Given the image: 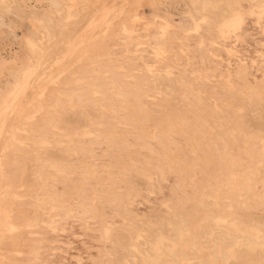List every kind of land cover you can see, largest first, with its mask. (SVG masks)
<instances>
[{"label":"rangeland","instance_id":"374dc122","mask_svg":"<svg viewBox=\"0 0 264 264\" xmlns=\"http://www.w3.org/2000/svg\"><path fill=\"white\" fill-rule=\"evenodd\" d=\"M36 3L0 0V264H264V0Z\"/></svg>","mask_w":264,"mask_h":264},{"label":"bare ground","instance_id":"6f19581e","mask_svg":"<svg viewBox=\"0 0 264 264\" xmlns=\"http://www.w3.org/2000/svg\"><path fill=\"white\" fill-rule=\"evenodd\" d=\"M20 1H21V0H20ZM34 1H35V0H34ZM38 2H39V0H37V3H38ZM37 3H36V4H37ZM262 4H263V3H262ZM263 5H264V4H263ZM263 5H262V6H263ZM259 8H260V6H259ZM261 8H263V7H261ZM257 9H258V7H257ZM262 12H263V11H262ZM263 13H264V12H263ZM263 13H262V14H263ZM104 25H105V24H104ZM105 26H107V25H105ZM105 26H104V27H105ZM123 31H124V30H123ZM80 52H81V51H80ZM84 52H85V51H84ZM82 53H83V52H82ZM113 73H114V72H113ZM263 77H264V76H263ZM115 79H116V78H115ZM155 80H156V79H155ZM51 84H52V83H51ZM53 84H54V83H53ZM21 86H22V85H21ZM239 87H240V86H239ZM17 90H19V89H17ZM235 90H236V88H235ZM15 91H16V90H15ZM25 91H26V90H25ZM42 91H43V88H42ZM160 91H161V90H160ZM21 92H23V91H21ZM93 93H95L94 90H93ZM197 93H198V92H197ZM26 94H27V93H26ZM38 94H39V93H38ZM41 95H42V92H41ZM92 95H93V94H92ZM179 95H180V94H179ZM36 96H37V95H36ZM39 96H40V95H39ZM39 96H38V97H39ZM20 98H21V97H20ZM213 102H214V101H213ZM213 104H214V103H213ZM244 104H245V103H244ZM11 105H12V104H11ZM21 105H22V104H21ZM26 105H27V104H26ZM56 106H57V105H56ZM58 106H59V105H58ZM6 108H7V107H6ZM217 108H218V107H217ZM254 108H256V106H255ZM250 109H251V108H250ZM9 110H10V109H9ZM230 110H231V108H230ZM233 110H234V109L232 108V111H233ZM245 110H246V109H245ZM11 111H12V109H11ZM20 113H21V112H20ZM232 113H233V112H232ZM252 113H254V112H252ZM10 115H11V114H10ZM14 116H15V115H14ZM159 116H160V115H159ZM24 117H25V116H24ZM160 118H161V117H160ZM176 118H177V116H176ZM176 118H175V119H176ZM7 119H8V118H7ZM165 119H166V118H165ZM180 119H181V118H180ZM10 120H12V119H11V116H10ZM173 120H174V119H173ZM173 120H172V121H173ZM154 121H155V120H154ZM161 122H162V121H161ZM169 122H170V121H169ZM17 123H18V122H17ZM100 123H101V122H100ZM162 123H163V122H162ZM168 124H169V123H168ZM10 125H11V124H10ZM97 125H98V124H97ZM170 125H172L171 122H170ZM24 126H25V125H24ZM123 126H125V125H123ZM127 126H128V125H127ZM14 127H15V126H14ZM170 127H171V126H170ZM179 127H180V126H179ZM171 128H172V127H171ZM177 128H178V127H177ZM187 128H188V127H187ZM14 129H15V128H14ZM16 129H18V128H16ZM16 129H15V131H16ZM174 129H175V127H174ZM1 130H3V128H2ZM95 131H96V130H94L93 132H95ZM258 131H259V130H258ZM87 132H88V131H87ZM97 132H98V134H99L98 136L100 137V134H101V133H99L98 130H97ZM13 133H14V132H13ZM240 133H241V132H240ZM89 134H90V133H88V136H89ZM117 134H118V133H117ZM181 134H182V132H181ZM229 134H230V133H229ZM1 135H2V134H1ZM12 135H13V134H12ZM12 135H11V136H12ZM81 135H83V134H81ZM85 135H86V134H85ZM93 135H94V134H93ZM101 135H102V134H101ZM152 135H153V134H152ZM184 135H185V134H184ZM208 135H209V134H208ZM224 135H225V134H224ZM14 136H15V135H14ZM86 136H87V135H86ZM90 136H92V135L90 134ZM95 136H97V134H96ZM95 136H92V137L95 138ZM98 136H97V137H98ZM167 136H168V135H167ZM97 137H96V138H97ZM168 137H169V136H168ZM13 138H14V137H13ZM13 138H12V139H13ZM64 138H65V137H64ZM248 139H249V138H248ZM95 140H96V139H95ZM102 140H103V139H102ZM11 141H12V140H11ZM13 141H15V139H14ZM221 141H222V140H221ZM15 142H16V141H15ZM17 142H18V140H17ZM19 142H20V141H19ZM75 142H76V141H75ZM94 142H96V141H94ZM6 143H7V142H6ZM21 143H22V142H21ZM43 143H45V142H43ZM61 143H62V142H61ZM92 143H93V142H92ZM100 143H101V142H100ZM41 144H42V142H41ZM211 144H212V143H211ZM43 145H44V144H43ZM91 145H92V144H91ZM213 145H214V144H213ZM215 145H216V144H215ZM67 148H68V147H67ZM83 149H84V147H83ZM83 149H81V150L83 151ZM2 150H4V149L1 148V150H0V151L3 153ZM5 150H7V149H5ZM134 150H135V149H134ZM135 151H136V150H135ZM79 152H80V151H79ZM194 152H195V151H194ZM194 152H192V153L194 154ZM118 153H119V152H118ZM137 153H139V152H137ZM220 153H221V152H220ZM3 154H4V153H3ZM83 154H84V153H83ZM218 154H219V153H218ZM221 155H222V154H221ZM1 156H3V155H1ZM81 156H82V155H81ZM182 156H183V155H182ZM225 156H226V154H225ZM227 156H228V155H227ZM124 157H125V156H124ZM218 157H219V156H218ZM194 158H195L196 161H197V158H196L195 156H194ZM220 159H222V158H220ZM230 159H231V158H230ZM230 159H229V160H230ZM239 160H240V159H239ZM241 160H242V159H241ZM0 161H1V160H0ZM136 161H137V160H136ZM231 161H232V160H231ZM191 162H192V164H193V161H191ZM223 162H224V161H222V163H223ZM240 162H241V161H240ZM45 163H46V162H45ZM83 163H84V162H83ZM139 164H140V163H139ZM0 165H1V163H0ZM84 165H85V164H84ZM188 165H189V164H188ZM185 166H186V164H185ZM201 166H203V164H202ZM204 166H205V165H204ZM0 167H1V166H0ZM60 167H61V166H60ZM91 167H92V166H91ZM107 167H108V166H107ZM165 167H166V166H165ZM196 167H197V165H196ZM114 168H115V167H114ZM202 168H203V167H202ZM177 170H178V169H177ZM126 171H127V170H126ZM209 171H210V170H209ZM1 172H2V174H3L2 168H1V170H0V174H1ZM80 172H82V171L80 170ZM80 172H79V173H80ZM179 172H180V171H179ZM193 172H194V171H193ZM201 172H202V171H201ZM87 173H88V172H87ZM87 173H85V174H87ZM177 173H178V172H177ZM2 174H1L0 176H2ZM82 174H84V171L82 172ZM225 174H226V173H225ZM229 174H231V173H229ZM152 175H153V174H152ZM154 175H155V174H154ZM215 175H216V174H215ZM225 176H226V175H225ZM230 176H232V175H230ZM233 176H234V175H233ZM2 177H3V176H2ZM2 177H1V178H2ZM50 177H51V176H50ZM148 177H149V176H148ZM211 177H212V176H211ZM217 177H218V176H217ZM228 177H229V176H228ZM5 178H6V176H5ZM5 178H4V179H5ZM226 178H227V176H226ZM230 178H231V177H230ZM232 178H233V177H232ZM232 178H231V179H232ZM45 180H46V179H45ZM148 180H149V179H148ZM217 180H218V179H217ZM53 181H54V180H53ZM53 181H52V182H53ZM149 181H150V180H149ZM191 181H192V180H191ZM108 182H109V181H108ZM205 182L207 183V181H205ZM53 183H55V182H53ZM148 183H149V182H148ZM9 184H10V183H9ZM69 184H70V183H69ZM111 184H112V183H111ZM120 184H121V182H120ZM7 187H8V186H7ZM11 187H12V186H11ZM200 187H201V186H200ZM262 188H263V187H262ZM203 189H204V188H203ZM201 190H202V189H201ZM2 191H3V190H2ZM7 191H8V190H7ZM3 192H4V191H3ZM76 192H77V191H76ZM263 192H264V191H263ZM67 193H68V192H67ZM35 194H36V193H35ZM69 194H71V193L69 192ZM148 194H149V193H148ZM174 194H175V193H174ZM10 195H11V194H10ZM4 196H5V194H4ZM7 196H9V194H8ZM39 196H41V195H39ZM43 196H44V195H43ZM67 196H68V195H67ZM187 196H188V195H187ZM5 197H6V196H5ZM216 197H217V196H216ZM6 198H7V197H6ZM35 198H38V197H35ZM128 198H129V197H128ZM62 199H63V198H62ZM186 199H187V198H186ZM0 200H1V199H0ZM51 200H52V199H51ZM63 200H64V199H63ZM68 200H70V199L68 198ZM227 200H228V199H227ZM1 201H2V200H1ZM1 201H0V204H1ZM39 201H41V200H39ZM93 201H94V200H93ZM3 202H4V201H3ZM3 202H2V203H3ZM36 202H37V201H36ZM44 203H45V202H44ZM255 203H256V202H255ZM5 204H6V202H5ZM46 204H47V203H46ZM139 204H140V203H139ZM163 204H164V205H167V204H165V203H163ZM199 204H200V203H199ZM235 204H237V203H235ZM263 204H264V203H263ZM215 205H216V204H215ZM237 205H238V204H237ZM0 206H1V205H0ZM42 206H43V205H42ZM38 207H39V206H38ZM43 207H44V206H43ZM226 207H227V206H226ZM230 207H231V206H230ZM54 208H55V207H54ZM39 209H41V208H39ZM167 209L170 210L169 208H167ZM1 210H3V208H1ZM4 210H5V208H4ZM4 210H3V211H4ZM54 210H55V209H54ZM101 210H102V209H101ZM101 210H100V211H101ZM5 211H6V210H5ZM43 211H45L44 208H43ZM69 211H70V210H69ZM45 212H46V211H45ZM47 212H49L48 209H47ZM51 212H52V210H51ZM42 213H43V212H42ZM45 214H46V213H45ZM48 214H49V213H48ZM37 215H38V214H37ZM42 215H43V214H42ZM83 215H84V214H83ZM47 216H48V215H47ZM55 217H57V216H55ZM149 217H150V216H149ZM149 217H148V218H149ZM131 218H132V217H131ZM215 218H217V217H215ZM218 218H219V217H218ZM9 219H10V218H9ZM150 219H151V218H150ZM35 220H37V219L35 218ZM53 220H54V219H53ZM87 220H88V219H87ZM177 220H178V219H177ZM215 220L217 221V219H215ZM218 220H219V219H218ZM29 221H30V220H29ZM37 221H38V220H37ZM50 221H51V220H50ZM213 221H214V220H213ZM220 221L223 222V221H225V219H224L223 221H222V219H221ZM11 222H12V221H11ZM33 222H35V221H33ZM38 222H39V221H38ZM55 222H56V221H55ZM55 222H54V223H55ZM225 222H226V221H225ZM39 223H40V222H39ZM45 223H46V222H45ZM48 223H49V222H48ZM11 224H12V223H11ZM27 224H28V223H27ZM42 224H43V223H42ZM169 224H170V223H169ZM208 224H209V223H208ZM211 224H212V223H211ZM230 224H231V223H230ZM46 225H47V224H46ZM50 225H51V224H50ZM209 225H210V224H209ZM13 226H15V225H13ZM37 226H38V225H37ZM229 226H230V225H229ZM26 227H27V226H26ZM28 227H29V226H28ZM35 227H36V226H35ZM174 227H176V226H174ZM234 227H235V225H234ZM248 227H249V226H248ZM232 228H233V227H232ZM251 228H254V227H251ZM3 229H4V228H3ZM0 230H2V229H0ZM49 230H50V229H49ZM104 230H105V229H104ZM50 231H51V230H50ZM159 231H160V230H159ZM13 232H14V231H13ZM16 232H17V231H16ZM156 232H158V231L156 230ZM250 232H252V231H250ZM4 233H5V232H4ZM42 233H43V231H42ZM159 233H160V232H159ZM221 233H222V232H221ZM7 234H8V233H7ZM11 234H12V233H11ZM127 234L129 235V233H127ZM41 235H42V234H41ZM44 235H45V234H44ZM46 235H47V234H46ZM154 235H156V234H154ZM5 236H6V234H5ZM45 237H46V236H45ZM157 237H158V236H157ZM157 237H156V238H157ZM159 237H160V236H159ZM159 237H158L157 239H160ZM173 237H174V236H173ZM129 238H130V237H129ZM42 239H44V238L42 237ZM149 239H150V238H148V241H149ZM164 239H165V238H164ZM155 240H156V239H155ZM161 240H163V239H161ZM166 240H167V239H166ZM169 240H170V239H169ZM51 241H52V240H51ZM158 241H159V240H158ZM158 241L156 240V242H158ZM164 241H165V240H164ZM173 241H174V240H173ZM151 242H152V240H151ZM162 242H163V241L158 242V243H155V244H158V245H159V243H160V245H162V244H161ZM146 243H147V242H146ZM180 243H181V242H180ZM236 243H237V242H236ZM245 243H247V242H245ZM181 244H182V243H181ZM263 244H264V242H263ZM43 245H44V244H43ZM148 245H149V244H148ZM153 245H154V244H153ZM252 245H254V244H252ZM259 245H260V244H259ZM149 246H150V245H149ZM151 246H152V243H151ZM154 246H155V245H154ZM154 246H152V247H154ZM247 246H249L248 243H247ZM127 247H128V246H127ZM129 247H130V246H129ZM131 247H132V245H131ZM159 247H160V246H159ZM167 247H168V245H167ZM136 248L138 249V252H139V248H138L137 246H136ZM150 248H151V247H150ZM169 248H170V246H169ZM238 248H239V247H238ZM152 250L154 251V249L152 248V249L149 250L148 252H150V251L152 252ZM135 251H136V250H135ZM166 251H167V250H166ZM229 251H230V250H229ZM127 252H129V251H127ZM136 252H137V251H136ZM138 252H137V253H138ZM158 252H160V251H158ZM158 252H156V253H158ZM169 252H170V251H169ZM130 253H131V252H130ZM143 253H144V252H143ZM140 254H141V252H140L138 255H140ZM153 254H154V252H152V255H153ZM160 254H162V252H161ZM133 255H134V254H133ZM133 255H131V256H133ZM142 255H143V254H141V256H139L141 259H142V257H143ZM149 255H150V254H149ZM155 255H156V254H154L153 256H155ZM173 255H174V253H173ZM223 255H225V254H223ZM223 255H222V256H223ZM135 257H136V256H135ZM135 257H134V259H135ZM145 257H146V256H144V258H145ZM160 257H162V256H160ZM160 257H159V258H160ZM2 258H3V257H2ZM145 259H146V258H145ZM150 259H152V256L150 257ZM155 259H156V258H155ZM157 259H158V258H157ZM157 259H156V261H157ZM139 260H140V259H139ZM142 260H143V259H142ZM146 261H147V259H146ZM149 261H151V260H149ZM159 261H160V259H159ZM182 261H183V260H182ZM134 262H135V261H134ZM143 262H144V261H142V264H143ZM147 262H148V261H147ZM163 262H164V261H163ZM140 263H141V262H140ZM158 263H159V262H157V263H155V264H158ZM179 263L181 264L180 261H179ZM1 264H2V263H1ZM146 264H147V263H146ZM148 264H149V263H148ZM159 264H160V263H159Z\"/></svg>","mask_w":264,"mask_h":264}]
</instances>
